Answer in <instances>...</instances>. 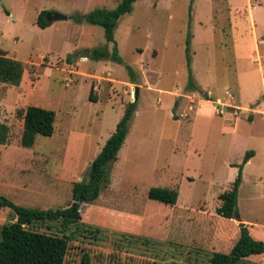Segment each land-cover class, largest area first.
<instances>
[{
	"label": "rangeland",
	"instance_id": "374dc122",
	"mask_svg": "<svg viewBox=\"0 0 264 264\" xmlns=\"http://www.w3.org/2000/svg\"><path fill=\"white\" fill-rule=\"evenodd\" d=\"M120 1H0V51L25 65L20 86L0 83V122L10 128L0 144V197L65 208L135 102L109 183L65 264H82L86 254L89 264H209L212 254L231 252L241 224L264 242V0H138L119 21L116 44L76 19ZM42 11L68 20L41 29ZM105 48H117L123 63L92 59ZM29 106L53 110L56 121L52 137L26 148ZM248 152L254 157L244 164ZM240 169L238 213L226 219L216 213L219 197ZM152 188L177 190L176 205L150 200ZM13 221L0 208V226ZM35 229L57 232L50 223ZM242 264H264V255Z\"/></svg>",
	"mask_w": 264,
	"mask_h": 264
},
{
	"label": "trees",
	"instance_id": "16d2710c",
	"mask_svg": "<svg viewBox=\"0 0 264 264\" xmlns=\"http://www.w3.org/2000/svg\"><path fill=\"white\" fill-rule=\"evenodd\" d=\"M1 1V0H0ZM138 0H121L114 10L98 9L88 15L77 16L79 21H87L104 29L108 44L115 43V30L120 19L133 11ZM49 12L42 11L37 19L41 29L51 26L46 20ZM92 59H112L123 63L117 48L114 53L105 49L92 50ZM188 67L191 70V57L188 55ZM25 65L23 62L10 58L0 51V83L18 87L21 85ZM192 76V75H191ZM189 89L196 90L192 79ZM91 89L90 100L96 101ZM206 101L211 99L205 95ZM135 102L127 105L124 117L117 125L115 133L108 139L100 154L93 161L87 176L80 182H75L72 189V200L61 209H30L15 205L6 198L0 197V208L9 209L14 221L0 226V264H65L66 257L73 241L78 235V227L86 220L89 205L97 201L101 191L109 183L110 166L118 159V154L125 144L129 124L136 113ZM56 113L41 107L29 106L24 114V131L21 144L23 147H33L37 136L52 137L55 131ZM10 139V128L0 122V144L7 145ZM253 156L248 152L246 164ZM243 169L233 182L231 188L220 195L221 206L216 213L226 219H234L238 213V195L243 182ZM148 197L166 205H176L179 193L175 189L152 188ZM85 211V212H84ZM50 223L55 225L56 233L47 234L35 229L38 225ZM76 227L75 231H72ZM241 235L229 254H212L209 264H242L251 256L264 255V242L253 238L246 224H241ZM71 231V233H69ZM110 259L113 255L109 256ZM90 256L84 255L82 264L90 263ZM104 260H101V264Z\"/></svg>",
	"mask_w": 264,
	"mask_h": 264
},
{
	"label": "water",
	"instance_id": "95a60500",
	"mask_svg": "<svg viewBox=\"0 0 264 264\" xmlns=\"http://www.w3.org/2000/svg\"><path fill=\"white\" fill-rule=\"evenodd\" d=\"M46 20L49 22V23H53V22H56V21H67L68 20V16L66 15H62L60 13H53V14H47L46 16ZM136 92L138 93V88L136 89ZM135 98H137L135 96ZM238 221H241V218L238 217Z\"/></svg>",
	"mask_w": 264,
	"mask_h": 264
}]
</instances>
